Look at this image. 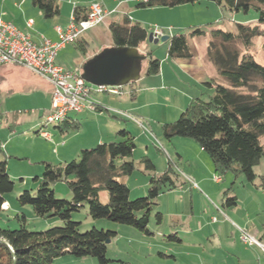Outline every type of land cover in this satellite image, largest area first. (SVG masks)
I'll return each mask as SVG.
<instances>
[{"label": "rangeland", "instance_id": "1", "mask_svg": "<svg viewBox=\"0 0 264 264\" xmlns=\"http://www.w3.org/2000/svg\"><path fill=\"white\" fill-rule=\"evenodd\" d=\"M131 6L132 12L139 10L130 16L134 21H139L149 31L156 26L167 37L185 34L196 26L207 29L214 25L233 32L236 24L258 20V14L253 9L247 13L230 14L221 11L215 4L204 1L150 9H136L132 3ZM102 28L104 33L96 34L88 44L90 54L97 51L100 53L102 47L112 45L110 34L106 33L105 27ZM203 40L206 39H198L199 47L201 43L204 44ZM147 46L152 57L161 63L159 73L143 76L139 83L121 87L122 96L95 95L93 99L101 108L89 112L84 110L81 114L74 115L79 126L76 130L63 134L64 143L67 144L64 149L56 148L54 143L40 137L41 131L59 135L55 124H47L44 119L45 112L51 108L46 85L27 73L11 75L10 82L0 81V145L7 162L8 175L14 183L13 190L4 196L6 204L0 212L1 228L13 230L24 224L29 231H44L61 226V222L55 217L40 218L33 214L31 207L19 206L16 197L25 189L34 190L37 187L38 183L33 182V178L36 171H40L39 177L42 175L41 161L59 163L64 152L71 154L75 148L79 152L69 161H78L81 150L97 145L95 143L100 137L106 136L111 124H118L120 128L115 131L124 126L134 137L135 143L132 155L134 170L121 180L129 190V199L144 197L150 176L161 175L168 165L179 175V186L171 191L163 190L157 197L147 224L148 235L104 219L92 220L87 215L86 205L71 214V220L79 223L80 232L92 228L116 232L115 238L106 244L109 264H226L223 260L226 245L228 241L242 244L239 237L241 230L258 239L252 231L244 229L243 223L248 222L260 231L264 225V157L254 167L257 177L253 182H248L241 174L235 176L232 172L222 177L215 175L209 156L193 139L173 137L165 140L162 135L163 125L174 122L181 113L180 108H185L183 105L189 103L194 94L204 100L208 94L199 95V92L193 90L188 78L175 69V63L171 59L164 61L162 71V59L167 45L147 43ZM140 53H145L143 47L140 48ZM252 53L256 61L264 65V38L255 40ZM201 60L203 59L199 58ZM221 82L228 85L224 79ZM132 88L136 98L130 100L129 92ZM204 89L207 90V87ZM131 103L132 106L129 105ZM117 111L133 114L130 115L132 120L116 115L114 112ZM12 118L20 123L12 124ZM114 140L107 138L105 143ZM143 158L152 162L153 172L144 170L141 164ZM27 174L31 175L27 179L29 185L23 188L20 179H24ZM216 178H220L221 183ZM52 188H55L54 195L57 199H71L66 184L56 183ZM227 190L230 197H235V206H226V199L222 195ZM104 196L103 194L102 200ZM226 211L228 227L222 235L216 234V230L212 234L208 222H215L216 218H220V213ZM157 213L161 214L159 223L155 217ZM175 230L182 234V243L170 239ZM168 250L175 253V259L165 253ZM51 264L97 262L89 257L73 258L65 255L54 259Z\"/></svg>", "mask_w": 264, "mask_h": 264}, {"label": "trees", "instance_id": "2", "mask_svg": "<svg viewBox=\"0 0 264 264\" xmlns=\"http://www.w3.org/2000/svg\"><path fill=\"white\" fill-rule=\"evenodd\" d=\"M202 1L213 3L230 14L253 9L258 20L236 24L233 32L214 25L207 29L196 26L185 34L169 37L164 43L167 58L188 62L194 56L189 40L207 36V59L216 76L205 83L212 89L207 99L193 98L174 122L163 125L162 135L165 140L180 137L196 141L209 156L215 175L222 177L232 172L253 182L257 177L254 167L264 157L261 142L264 136V65L259 64L252 53L255 40L264 38V0H138L135 6L150 9ZM31 4L44 19L59 14L55 0H31ZM85 10L75 7L72 15L77 21L82 20L87 15ZM109 32L112 47L136 48L140 52L141 46L148 43L152 30L132 22L125 15L120 21L109 24ZM144 55L147 57L142 64L144 74L156 75L160 61L152 57L151 51L146 50ZM54 126L60 133H66L76 130L79 123L76 119L66 118ZM114 139L81 150L78 161L41 162L42 175L33 178V182L38 183L35 192L32 188L25 189L16 201L21 207H31L37 217H55L62 225L44 231H29L24 224L13 230L0 227V264H51L65 255L89 257L97 264H109L106 242L114 239L116 232L96 228L80 232L79 223L71 220V214L84 205L92 220L104 219L150 234L147 224L152 206L163 190L171 191L179 186V175L168 165L161 175L150 176L144 197L130 200L129 190L121 180L134 170V137L122 128L115 132ZM141 164L145 171H154L149 159L143 158ZM56 183L66 184L70 200L55 197L52 186ZM13 186L0 145V212L6 204L4 196L13 190ZM103 194L104 200L101 199ZM223 197L226 206L236 205L235 197H230L228 190L223 192ZM155 217L159 223L161 214L157 213ZM170 237L175 239L174 235Z\"/></svg>", "mask_w": 264, "mask_h": 264}, {"label": "crops", "instance_id": "3", "mask_svg": "<svg viewBox=\"0 0 264 264\" xmlns=\"http://www.w3.org/2000/svg\"><path fill=\"white\" fill-rule=\"evenodd\" d=\"M55 1L59 6V14L49 20L43 18L41 12L31 4V0H0V17L4 19L5 21L11 22L19 30L29 33L32 40L34 41H38L39 36L42 35L48 40L52 42H56L58 41V35L56 33L55 28L60 27L61 29H65L68 26L70 22V18L72 16L73 9L75 7H83L86 9L85 11H87L88 7L91 4H95V3L100 4L102 8L108 13L107 17L105 18V21L102 24L98 25L97 27L86 31L84 34L81 35V37L75 43L67 45L65 48L61 49L57 54L56 63L67 70H74V71L81 73V69L84 63L99 53V51H97L96 53L90 54L87 48H88L89 42L92 40L94 36H96V34L100 32L101 34L104 33V28H102V26L106 28V33L110 34L109 24L112 21H120L125 15H127L132 22L139 23V21H134L132 17H130L133 13H138L139 11V10L137 11L135 10L136 12H132L133 8L131 6V3L133 4V6L136 5L138 0H55ZM29 20H32L33 22V25L30 28H28L26 25ZM164 35L165 33H163V36ZM200 38L206 39V40H203L204 44L201 43V47H199V44L197 42L198 39ZM189 44L194 53V56L190 61L188 62L181 61V60H170V61H172V63H175L174 67H176L175 68L176 70H179L180 72L183 73V75H185V77L188 78V80L190 81V84H189L190 87H192L193 90H196L197 92H199V95L210 94L212 92V89L208 88L205 85V83L211 78L215 77L216 72H215L213 65L207 59L208 38L207 36L192 38L191 40H189ZM111 47L112 45H107L106 47H102V48L106 49V48H111ZM141 47H143L145 51L148 50V46L146 43H144ZM71 56H73V58H71ZM199 58H202L203 60L199 61ZM164 61H169L166 54H165V57L162 59V62H163L162 71H163ZM177 66H179L180 68ZM25 73H27L29 76L36 77L40 82L46 85L45 87H46L47 92L50 95V101H51V86L45 80L33 75L30 71H28L24 67L17 66V65L0 66V81L10 82L9 78L11 77V75H14V74L21 75ZM143 76H147L144 74V66L142 68L139 80ZM138 81L134 83L135 84L139 83ZM205 86L207 87V90L204 89ZM188 96L190 95L188 94ZM129 97H130V100L133 98H136L134 88L130 90ZM196 97H197V94H194L191 97L190 101ZM187 103L188 102H186L183 106H186ZM132 104L133 103L129 105L132 106ZM98 109L99 108L95 110H91V111H96ZM183 109L184 107H181L180 108L181 111L180 110L179 111L182 112ZM85 111L89 112L90 110H85ZM47 112L48 111H46L45 113ZM126 114H128L129 116L130 115L133 116V114L128 113V112ZM74 115L75 114H70L68 118L76 119V116ZM15 118L11 119L12 124L20 123L16 121ZM117 128H120V125L111 124L108 131L106 132V136L103 137L100 133L99 135L102 137H100L95 144L105 143L106 142L105 140L107 138H110L111 140H113L114 134L116 132L115 130ZM122 128H124V126H122ZM37 131H39V129ZM47 134L49 135L50 140L42 137L41 132H40V137L44 138L46 141H48L51 144L54 143L56 148L60 147L61 149H64L66 147L67 144L64 143V140H65L63 136L64 133L59 132V135H52L50 133H47ZM261 140H262L261 141L262 144L264 145V136L262 137ZM55 151L57 152V150ZM78 152L79 151L76 148L73 151V153L71 152V154L64 152V154L59 158L58 162L59 163L68 162L72 157L76 156ZM41 162H47V161H41ZM52 164H58V163H52ZM38 172L40 171L35 172V176L37 178H40L38 175L39 174ZM29 176L31 175L27 174L24 179H20L22 185L24 186L23 188H27V186L29 185V183L27 182L28 181L27 179ZM218 183H221V182H218ZM53 189L55 191V188ZM220 214H221L220 218L219 217H218L219 219L216 218L215 222L211 220L208 222L210 231H212V234L216 233V234L222 235V233H224L223 231L228 227L227 219H226L228 218L227 211L221 212ZM233 227L237 228L236 225H233ZM243 227L248 232L252 231L255 235H257L258 240L264 243V237H262L264 225H262L263 228L261 229V231L260 229L258 230L257 227H255L254 225H250V223L248 222H244ZM237 229L240 230L239 228ZM213 231L215 233H213ZM172 235H174L175 239L172 237H170V239H172L173 241L182 243L183 241L182 239L184 238L182 237V234L180 232L175 230ZM241 243L242 244H237L235 241H228V244L226 245L227 250L225 251V256H223V260L225 261L226 264H264V253L261 251L259 247L255 245L245 244L243 242ZM165 253L169 254L170 258L175 259V255H174L175 253L172 250L165 251ZM158 255L164 256L160 253H158Z\"/></svg>", "mask_w": 264, "mask_h": 264}, {"label": "built area", "instance_id": "4", "mask_svg": "<svg viewBox=\"0 0 264 264\" xmlns=\"http://www.w3.org/2000/svg\"><path fill=\"white\" fill-rule=\"evenodd\" d=\"M107 15L100 4H91L84 19L77 21L72 15L65 29L55 28L58 35L56 42L42 35L39 36L38 41H34L29 33L19 30L11 22L0 17V66L24 67L51 86V108L44 117L47 119V124L58 117L68 118L70 114L76 115L79 109L90 111L100 109L101 106L93 99L97 94L111 96L121 94V92H108V86L91 85L84 81L80 72L64 69L56 63L57 54L61 49L75 43L86 31L102 24ZM26 25L30 28L33 25L32 20ZM151 34L158 40L163 37V32L157 27L152 28ZM114 113L132 120V117L124 112ZM41 136L50 140L49 135L43 131ZM216 181L220 182V178H216ZM240 240L245 244L259 247L264 253V243L246 231H240Z\"/></svg>", "mask_w": 264, "mask_h": 264}, {"label": "water", "instance_id": "5", "mask_svg": "<svg viewBox=\"0 0 264 264\" xmlns=\"http://www.w3.org/2000/svg\"><path fill=\"white\" fill-rule=\"evenodd\" d=\"M168 39L163 36L158 40L152 34L148 35V43L164 44ZM146 59L136 48H106L84 63L81 76L94 86L123 87L139 80Z\"/></svg>", "mask_w": 264, "mask_h": 264}, {"label": "bare ground", "instance_id": "6", "mask_svg": "<svg viewBox=\"0 0 264 264\" xmlns=\"http://www.w3.org/2000/svg\"><path fill=\"white\" fill-rule=\"evenodd\" d=\"M120 89H121L120 87L108 86V92H121ZM84 110H87V109H79L78 114L83 112ZM65 119H66V117H58V119H54V121H49V122L57 124V123L63 122ZM45 120L47 122V119H45Z\"/></svg>", "mask_w": 264, "mask_h": 264}]
</instances>
